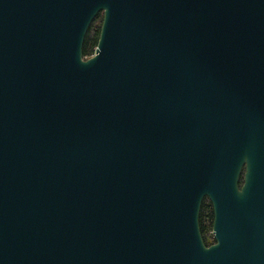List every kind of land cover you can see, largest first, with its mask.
<instances>
[{"label":"water","instance_id":"obj_1","mask_svg":"<svg viewBox=\"0 0 264 264\" xmlns=\"http://www.w3.org/2000/svg\"><path fill=\"white\" fill-rule=\"evenodd\" d=\"M0 264H264V0H0Z\"/></svg>","mask_w":264,"mask_h":264},{"label":"trees","instance_id":"obj_2","mask_svg":"<svg viewBox=\"0 0 264 264\" xmlns=\"http://www.w3.org/2000/svg\"><path fill=\"white\" fill-rule=\"evenodd\" d=\"M103 23V13H100L91 24L88 33L85 38L84 46H83V55L86 58L94 55L99 36L101 32V27ZM240 186L243 184V178H240ZM200 229L203 236V239L207 246L213 245L215 243L214 239L212 242L209 241L208 234L212 231L213 222H214V211L213 206L208 198L203 201L200 211Z\"/></svg>","mask_w":264,"mask_h":264},{"label":"rangeland","instance_id":"obj_3","mask_svg":"<svg viewBox=\"0 0 264 264\" xmlns=\"http://www.w3.org/2000/svg\"><path fill=\"white\" fill-rule=\"evenodd\" d=\"M212 232H213V228H212V231L208 234V237H209V241L210 242H212V240L214 239V236H213V233Z\"/></svg>","mask_w":264,"mask_h":264}]
</instances>
